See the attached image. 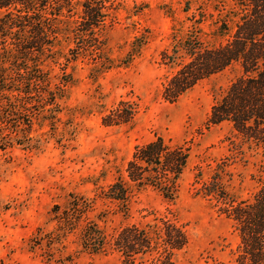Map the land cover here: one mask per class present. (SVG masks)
<instances>
[{"label": "rangeland", "instance_id": "1", "mask_svg": "<svg viewBox=\"0 0 264 264\" xmlns=\"http://www.w3.org/2000/svg\"><path fill=\"white\" fill-rule=\"evenodd\" d=\"M109 1L113 23L105 37L111 67L92 71L87 58L67 67L72 84L55 113L56 130L38 121L33 135L44 133L38 150L0 149V264H121L112 236L161 217L182 226L188 238L172 255L174 264L232 263L238 236L201 189L215 176L238 200L251 199L261 187V149L242 140L231 124L207 122L214 100L241 76L240 67L234 63L177 102H165L160 93L176 69L164 65L160 54L170 52L174 31L184 34L200 19L202 5L185 11L182 0ZM203 6L214 16L215 8L223 15L237 9L234 0ZM200 27L209 33L215 25L207 17ZM47 63L57 82L64 59ZM115 109L122 115L133 109V118L104 126L103 115ZM156 137L187 150L176 198L168 200L152 188L133 190L125 203L103 196L134 147ZM91 229L106 237L103 252L83 246V232Z\"/></svg>", "mask_w": 264, "mask_h": 264}, {"label": "trees", "instance_id": "2", "mask_svg": "<svg viewBox=\"0 0 264 264\" xmlns=\"http://www.w3.org/2000/svg\"><path fill=\"white\" fill-rule=\"evenodd\" d=\"M208 1L182 0L185 11L194 3L202 5L200 19L184 34L174 31L170 52H161V62L176 70L160 96L175 103L199 82L237 63L241 76L214 100L207 122L231 124L242 140L264 154V0H234L236 10L223 15L215 8L216 16L203 6ZM110 7L109 0H0L1 150L15 145L38 150L44 135H33L38 121L49 122L56 130L55 113L72 84L67 67L80 58L89 59L92 71L111 67L105 37L113 23ZM207 17L215 25L209 33L200 27ZM59 58L64 59L63 75L54 82L47 62L56 64ZM133 114V109L126 115L115 109L101 121L104 126L118 125ZM187 158L186 149L163 137L135 146L124 171H116L103 196L125 203L133 190L152 188L173 200ZM260 183L245 200L229 195L217 176L203 185L202 196L217 202V212L230 221L239 239L232 263L211 264H264V171ZM83 241L92 252H103L107 244L98 229L84 231ZM110 242L121 264H174L172 255L187 246L188 238L182 226L161 217L146 225L122 227Z\"/></svg>", "mask_w": 264, "mask_h": 264}]
</instances>
